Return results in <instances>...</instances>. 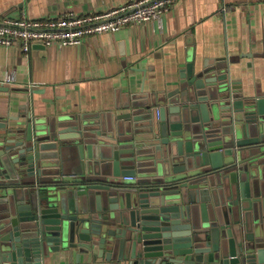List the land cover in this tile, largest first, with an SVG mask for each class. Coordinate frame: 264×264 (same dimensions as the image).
Returning a JSON list of instances; mask_svg holds the SVG:
<instances>
[{
	"label": "water",
	"instance_id": "water-1",
	"mask_svg": "<svg viewBox=\"0 0 264 264\" xmlns=\"http://www.w3.org/2000/svg\"><path fill=\"white\" fill-rule=\"evenodd\" d=\"M239 90L228 62L189 64L108 131L0 123V264H264V97Z\"/></svg>",
	"mask_w": 264,
	"mask_h": 264
},
{
	"label": "crops",
	"instance_id": "crops-1",
	"mask_svg": "<svg viewBox=\"0 0 264 264\" xmlns=\"http://www.w3.org/2000/svg\"><path fill=\"white\" fill-rule=\"evenodd\" d=\"M126 1L0 0V21L102 13ZM219 62H228L241 93L264 97V0H178L161 21L90 36L77 46L34 45L28 55L20 43L0 45V123L23 129L30 117L82 118L108 131L133 102L174 91L189 64ZM10 74L13 83L6 82ZM97 251L79 261L77 251L53 253L43 264H119L94 260Z\"/></svg>",
	"mask_w": 264,
	"mask_h": 264
},
{
	"label": "built area",
	"instance_id": "built-area-1",
	"mask_svg": "<svg viewBox=\"0 0 264 264\" xmlns=\"http://www.w3.org/2000/svg\"><path fill=\"white\" fill-rule=\"evenodd\" d=\"M178 0H127L102 13H67L59 17L3 19L0 21V45L20 43L24 54L34 45L44 47L77 46L90 36L114 33L125 27L161 21L163 14ZM15 75L6 77L13 83Z\"/></svg>",
	"mask_w": 264,
	"mask_h": 264
}]
</instances>
